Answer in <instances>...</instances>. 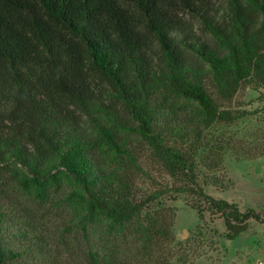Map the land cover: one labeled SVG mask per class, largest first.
<instances>
[{
  "label": "trees",
  "instance_id": "1",
  "mask_svg": "<svg viewBox=\"0 0 264 264\" xmlns=\"http://www.w3.org/2000/svg\"><path fill=\"white\" fill-rule=\"evenodd\" d=\"M222 1L220 14L215 0H0V264H55L29 212L51 196L104 237L129 231L135 250L140 230L169 239L175 208L148 210L163 196L197 200L188 206L198 219L219 215L228 240L264 223L205 193L195 118L171 103L196 104L206 125L231 123L245 114L221 109L209 88L230 99L264 84V0ZM123 134L141 139L172 182L152 178L154 190L137 196L141 168ZM21 199L29 208L11 230Z\"/></svg>",
  "mask_w": 264,
  "mask_h": 264
},
{
  "label": "rangeland",
  "instance_id": "2",
  "mask_svg": "<svg viewBox=\"0 0 264 264\" xmlns=\"http://www.w3.org/2000/svg\"><path fill=\"white\" fill-rule=\"evenodd\" d=\"M215 3L219 13H224L225 3L222 0H215ZM198 26H194V31L202 35ZM205 74V86L209 88L210 77ZM209 91L221 109L245 115L231 123L206 125L196 104L184 100L177 102L171 97V103L181 114L195 118L194 127L199 132L197 146H200L194 156L198 183L206 194L234 203L241 211L250 208L264 213V84L254 81L245 84L230 99L219 98L212 88ZM160 122L165 123L167 119L162 117ZM170 126L173 125L166 128ZM124 136L128 137L126 146L136 155L137 166L141 168L136 171L134 184L137 196L154 190L152 178L158 182H172L154 169L149 149L141 139L130 134H123L121 138ZM189 142L184 143L186 149L192 148ZM97 154L102 160L108 157L103 151ZM54 199L51 196L43 208L33 205L29 212L33 213L30 226L47 240L44 243L47 256L55 264H93L92 260L96 264H264V223L250 220L244 233L228 240L224 220L208 212L199 220L197 213L188 206L197 200L188 196L177 195L173 200L172 196H163L148 207L150 212L175 208L172 213H165L168 220L172 218L169 239L163 232L156 235L152 230L148 236L140 230L137 250L131 244L129 231L112 238L104 237L99 230H91L73 220L66 208L49 205ZM20 202L23 203L17 209L20 212L6 219L11 230L15 223L22 222L21 212L29 208L22 199ZM142 223L147 226L146 220Z\"/></svg>",
  "mask_w": 264,
  "mask_h": 264
}]
</instances>
